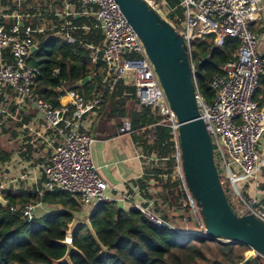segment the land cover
Returning <instances> with one entry per match:
<instances>
[{"label": "built area", "instance_id": "obj_1", "mask_svg": "<svg viewBox=\"0 0 264 264\" xmlns=\"http://www.w3.org/2000/svg\"><path fill=\"white\" fill-rule=\"evenodd\" d=\"M150 5L187 43L199 112L211 135L214 156L221 160L225 176L245 204L238 214L251 213L264 222V201L258 197L246 199L238 186L240 179L257 180L264 168V147L261 145L264 117L254 97L264 73V58L258 49L259 35L252 29L257 22L264 26V0H179L176 6L162 0ZM177 6L181 7V14ZM76 17H83L89 23L76 25ZM79 30H84V35L100 30L101 41H86L75 35ZM46 31L61 35L68 42L79 41L85 45L94 64L104 63L107 70L104 81L113 82L112 87L118 81L135 87L140 104L158 114L154 125L171 129L175 164L173 172L170 173L167 166L163 176L172 184L181 181L191 208L195 201L182 167L178 115L144 43L117 0H0V135L12 129L10 122H23L18 112L9 110V101L15 98L20 109L31 108L46 121L45 142L50 152L36 162L0 160L2 195L5 191H30L43 196L45 192L62 190L75 197L88 214H92L101 202L130 203L157 225H171L180 232L211 237L206 226L197 231L189 229V218L179 214L180 207H177L178 213L173 214L180 216L183 225L169 219L165 210L171 212V205L160 201L142 185L125 180L126 189L120 190L118 184H111L102 175L92 156V144L96 139L85 123L86 117L101 107L102 98L98 95L88 97L69 88L64 95L65 101L55 105L37 90L42 69L30 60L33 54L29 56V53L33 45L39 48L38 34ZM209 35L214 36V44L218 46L225 44L228 38L239 40L234 57L223 64L221 71L209 82L213 88L212 99L200 91L196 79L197 63L207 56L194 59L192 52V44ZM59 71L56 68L54 73L59 74ZM119 132H135L129 118L124 119ZM138 156L145 158L146 163L170 158L145 153L142 148ZM10 209L13 213L20 212L31 222L38 215L55 211L56 206L41 197L36 202L12 205ZM198 223L204 225L201 221ZM216 240L228 241L221 237Z\"/></svg>", "mask_w": 264, "mask_h": 264}, {"label": "trees", "instance_id": "obj_2", "mask_svg": "<svg viewBox=\"0 0 264 264\" xmlns=\"http://www.w3.org/2000/svg\"><path fill=\"white\" fill-rule=\"evenodd\" d=\"M162 0H156L160 2ZM176 6L179 0H167ZM180 14L182 9L179 10ZM76 25L87 24V19L76 17ZM86 41H101L100 30L84 35V30L75 32ZM39 48L30 57L37 58L36 65L42 69L37 79V90L48 101L59 105L65 101L67 89L73 88L85 96L102 98L100 130L109 128L112 119L122 126L129 118L135 131H142L140 144L147 152L160 157H170L169 172H173L175 148L171 141V129L154 125L158 114L149 106L141 105L135 87L123 81H104L107 70L102 61L94 64L88 57V48L79 41L71 43L63 36L45 32L38 34ZM214 36L198 38L192 44L194 59L207 56L197 63L198 88L209 99L213 88L209 82L221 71V66L234 57L239 47L237 38H228L225 44H214ZM59 68V74L54 70ZM90 77L84 84L80 80ZM9 154L2 153L8 159ZM159 171V170H158ZM223 183V182H222ZM173 203H179L186 194L181 181L168 182ZM6 206L0 205V264H236L242 262L250 246L239 242H218L216 238L193 232H180L171 225H157L132 205L119 202H101L90 216L88 223L73 233V244L78 249L63 261L68 246L63 243L71 238L69 229L81 213L82 207L70 193L62 190L45 192L43 196L30 191H5ZM229 199V196L226 192ZM43 200L56 206L55 211L41 214L27 222L20 212L13 213L12 205ZM187 210L191 208L186 204ZM210 252L211 254H209ZM247 264H257L255 260Z\"/></svg>", "mask_w": 264, "mask_h": 264}, {"label": "water", "instance_id": "obj_3", "mask_svg": "<svg viewBox=\"0 0 264 264\" xmlns=\"http://www.w3.org/2000/svg\"><path fill=\"white\" fill-rule=\"evenodd\" d=\"M117 1L144 43L169 102L178 115L182 167L187 186L201 206L208 235L246 244L256 253L236 264H247L251 260L264 264V222L251 213L240 216L226 195L211 135L200 116L189 55L183 49L184 37L147 0ZM154 11L163 22L158 20ZM37 50L38 46L33 45L29 56ZM88 79L89 76L76 85H82ZM0 205H7V199L1 192ZM72 239L73 236L63 241L68 246L63 261H69L70 253L78 250Z\"/></svg>", "mask_w": 264, "mask_h": 264}, {"label": "crops", "instance_id": "obj_4", "mask_svg": "<svg viewBox=\"0 0 264 264\" xmlns=\"http://www.w3.org/2000/svg\"><path fill=\"white\" fill-rule=\"evenodd\" d=\"M260 23L253 24L252 29L259 35L258 49L264 58V26L261 27ZM30 60L35 63L37 58L33 56ZM254 97L259 103L264 117V73L261 76V84ZM101 107L96 113L88 115L85 123L90 129L91 135L96 139L92 144V156L94 162L100 167L102 175L111 184H118L120 190L126 189L125 180L129 183L140 184L156 195L160 201L171 205L173 203L172 196L167 185L168 182L163 176L169 162L159 161L156 163L149 161L146 163L145 158L138 156L141 148L145 153H152L145 151L140 144L139 137L142 136V131H135L133 134H121L119 132L121 126L118 125L116 119H112L109 128L100 130ZM9 110L12 113L18 112L23 122H10L12 129H6V134L0 136V155L2 153L9 154L7 160H4L2 156L0 160L7 162L12 159L16 162L19 159H26L36 162L41 159L40 156L49 155L50 152L45 142L46 135L44 134L46 121L31 108L20 109L15 98L9 101ZM1 137L11 138V140L7 139L10 144ZM261 145L264 147V138ZM246 183L247 185L248 183L253 184V198L258 197L264 201V168L257 180L246 181ZM245 192L247 194L248 190ZM120 204L122 206L131 205L130 203Z\"/></svg>", "mask_w": 264, "mask_h": 264}, {"label": "rangeland", "instance_id": "obj_5", "mask_svg": "<svg viewBox=\"0 0 264 264\" xmlns=\"http://www.w3.org/2000/svg\"><path fill=\"white\" fill-rule=\"evenodd\" d=\"M148 2L150 4H152V3L159 4L161 1L160 2H156V0H148ZM39 3H41V1ZM41 8L43 10L44 9V6L43 7L41 6ZM179 10H181V7L177 6V11H179ZM155 14H156L158 20L160 22H163L161 20V17L156 12H155ZM46 32H50V34L52 33V31H46ZM183 49H184V51L187 54H189V48H188L186 42L183 44ZM4 134H6V133L3 132L1 135H4ZM1 138H3V137H1ZM139 138H141V136ZM3 139L8 144H10V141L7 140L5 137ZM0 148H1V140H0ZM215 161H216V165H217V168H218V171H219L221 180L223 182V186H224L225 191L227 192V194L229 196L230 204H231L233 210L236 213H239L240 210L243 209L244 206H245V204L243 202V199L237 194L234 186L232 185V183H230V180L228 179V177L225 176L224 169L221 166V160L219 159L218 156H215ZM238 186L242 189L243 196L246 199L253 198L254 197V192H253V189H252L253 188V184L252 183H248V185H247V183L245 182L244 179H240L238 181ZM247 190H248V193L246 194L245 191H247ZM187 197L188 196L186 194V196L182 200H180V202L178 204L176 202L175 203H172L171 204V210L172 211L169 212V211H166L165 210V214L168 216L169 219H172L174 222H178V224H179V222H180V216L179 215H174V214H177L178 213V208L177 207H180L179 208L180 209L179 214L181 213V214L187 216V218H189V223H188L189 226H188V228L191 229V230L197 231V230H199L201 228H204L206 226V223H205V220H204L203 216L201 215V206H200V204L198 202L196 203V200H195V197L194 196H193V198L195 200L194 201V206L195 207H194V209L193 208H189V210H187L186 204H189V206L191 207V201L188 200ZM75 215H76V218H75L74 222L71 223L70 229H69V235H70V237L73 235V233L75 232V230L78 227L85 226L86 223H88V227H91V221H90L91 214H88L87 212H85L84 209H82L81 213L78 212ZM198 221L203 222L204 225L203 224L202 225L199 224ZM217 241L218 242H228V241H223V240H217ZM208 253L211 254L210 252H208ZM250 254L256 255V253L254 252V250L252 248L249 251L246 252V255L247 256L250 255ZM197 264H204V263H203V261L198 260V263Z\"/></svg>", "mask_w": 264, "mask_h": 264}, {"label": "bare ground", "instance_id": "obj_6", "mask_svg": "<svg viewBox=\"0 0 264 264\" xmlns=\"http://www.w3.org/2000/svg\"><path fill=\"white\" fill-rule=\"evenodd\" d=\"M68 239H70V238H68Z\"/></svg>", "mask_w": 264, "mask_h": 264}]
</instances>
